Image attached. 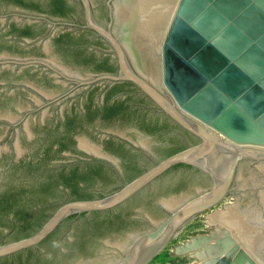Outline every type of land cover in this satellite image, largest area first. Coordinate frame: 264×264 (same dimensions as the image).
Instances as JSON below:
<instances>
[{
  "label": "water",
  "instance_id": "water-1",
  "mask_svg": "<svg viewBox=\"0 0 264 264\" xmlns=\"http://www.w3.org/2000/svg\"><path fill=\"white\" fill-rule=\"evenodd\" d=\"M84 2L90 16L89 0ZM18 8L37 12V8L31 6ZM116 17L117 33L127 45L140 41L153 44L164 35L161 70L157 67L154 74L161 83V89L171 97L173 103L125 63L120 48L123 60L121 74L119 78L112 79H128L135 83L198 136L201 142L172 155L116 193L64 204L35 235L0 245V258L36 248L70 217L113 210L168 170L187 165L211 176L213 190L192 200H168L166 204L170 215L160 221L163 216L156 214L158 219H155V228L136 236L124 250L125 255L111 258L107 253L102 260L92 264L151 263L178 237L190 220L227 198L235 177L252 172H256V196L249 195L228 212L217 213V224L242 226V238H247V232L257 231L259 239L252 243L261 253L257 254L249 246L242 248L240 242L226 234L225 238L217 240L215 249L218 248L219 253L216 255L190 256L202 264H264V0H118ZM27 22L23 16L13 18L0 12V55L22 54L28 57L46 53L47 41L42 40L44 24ZM13 25L18 31L11 34L9 31ZM94 27L104 32L97 25ZM105 35L119 45L118 40L109 33ZM19 36L37 39V43L27 45L12 40ZM44 70L42 66L27 67L23 72L8 74L0 69V94L13 95V98L0 102V109L12 115L0 112V121L8 120V123L0 124V152L4 156L13 152L18 156L28 152V137L39 140L37 130L33 128L27 131V124L37 123L49 128L54 127L59 120L58 104L44 107L42 94L34 88L24 89L20 83L30 81L46 91L62 92L61 87H55L53 82L46 80ZM10 79L14 81L6 83ZM19 89L24 91V95L14 94ZM27 94L34 97V101L28 100ZM69 97L70 100L64 102L65 106L77 101L76 96ZM39 105L44 108L40 106L42 110L38 111ZM33 110L37 112L26 116V112ZM67 113L69 118L75 115ZM74 118L83 120L84 116ZM116 122L119 121L103 118L99 123L109 128L116 127ZM74 134L89 137L85 131H75ZM89 139L96 147H102L101 143ZM57 141L53 137L42 138L41 146L50 144L53 150L59 147ZM38 153L43 154L41 151ZM44 154L49 160L57 156L54 154L52 157L47 152ZM3 162L4 159H0V166ZM49 170L37 169L36 177L53 178L54 174L57 175V170ZM48 192L44 190L40 193L41 196L48 194L43 196L45 201L37 199L31 203L34 217L6 224L4 232L0 233V243L33 232L40 221L46 219L66 198V195L61 197ZM71 228L70 223L64 226L61 233L67 234ZM207 241L209 239L206 237H192L183 245L176 246L174 251L177 255L191 253ZM51 249L52 255L56 247ZM51 255L48 259L40 255L37 249L11 257L0 264H63L64 258Z\"/></svg>",
  "mask_w": 264,
  "mask_h": 264
},
{
  "label": "flooded vegetation",
  "instance_id": "flooded-vegetation-1",
  "mask_svg": "<svg viewBox=\"0 0 264 264\" xmlns=\"http://www.w3.org/2000/svg\"><path fill=\"white\" fill-rule=\"evenodd\" d=\"M117 2L89 0L88 16L84 0H0V12L13 18L23 16L28 24H44L42 40L47 41L46 53L39 56L1 54L0 69L10 74L23 72L27 67L42 66L45 67L43 74L46 80L62 88V92L46 91L30 81L20 82L24 89L34 88L42 94L44 107L58 104L60 115L54 127L27 124V131L34 128L39 136L38 141L27 138L26 142L30 144L28 152L19 156L15 152L6 156L0 152V159H4L0 166V233L4 232L7 223L34 217L31 203L37 199L45 201L48 194H44L45 197L40 195L44 190L61 197L66 195L33 232L21 234L0 245L35 235L64 204L94 200L116 193L167 158L201 142L198 136L135 83L128 79H112L119 78L121 74L123 60L120 48L125 63L172 102L154 74L157 67L161 70L164 35L153 44L140 41L127 45L122 42L116 30ZM18 6L35 7L37 12L26 11ZM29 19L33 21L29 22ZM94 25L117 39L119 45L111 42ZM17 31L13 25L9 33ZM23 37L26 36L11 38L16 43H37V39ZM7 80L6 83L14 81ZM17 93L23 94L24 91L19 89L14 92L15 95ZM72 95L76 96L77 101H71L65 106L64 102L70 100L69 96ZM10 98L13 95L0 94V102ZM33 98L28 96L27 99L34 101ZM0 112L11 115L1 109ZM35 112L37 110L28 111L26 116ZM67 112L75 115L69 118ZM79 115H83L84 119L74 118ZM103 118L119 122H116V127L108 128L99 123ZM3 123H8V120L0 121V124ZM75 131H85L91 140L101 143L102 147H96L89 137L74 134ZM46 137L58 140L59 147H52V150L50 144L41 146L42 138ZM40 151L43 154H39ZM46 152L52 157L54 154L57 156L49 160L45 157ZM37 169H55L57 175L54 174L53 178L36 177ZM111 186L113 188L108 190ZM212 190L211 176L197 168L178 165L121 206L106 212L70 217L36 248L0 258V262L37 249L40 255L49 259L51 247L54 246L56 249L51 256L64 258L66 264L97 263L107 253L111 258L125 255L124 250L136 236L155 228V219H158L156 214L163 216L160 221L170 215L166 204L168 200H192ZM244 191L243 188L235 194V202L244 199ZM70 223L71 230L67 234L61 233L64 226ZM225 230L228 231L217 227L208 236ZM226 231L222 235L224 238ZM200 253L202 251L198 250L190 255Z\"/></svg>",
  "mask_w": 264,
  "mask_h": 264
},
{
  "label": "rangeland",
  "instance_id": "rangeland-1",
  "mask_svg": "<svg viewBox=\"0 0 264 264\" xmlns=\"http://www.w3.org/2000/svg\"><path fill=\"white\" fill-rule=\"evenodd\" d=\"M237 177L235 179V182H234V185H233V188L231 190L230 195L223 202H221L216 208L209 210V212L202 213V214L198 215L197 217H195L194 219L190 220L187 223V225L184 227V229L181 231V233L178 235V237L176 239H174L165 248V250L163 252H161L149 264H201V261H199L198 259L192 258L190 256V253L177 255L175 253L174 249L178 245H183L186 241H189L190 238H192V237H196L199 234H208V233L213 232L215 227H212L209 225L210 221L207 217H209L210 214L214 213L215 209L220 210L223 207L227 206L226 204L229 205L230 203H235V201H236L235 194H237L241 189H243V188L245 189L244 199L247 198L249 195L256 196V173H242V174L238 175ZM246 182H248L249 185H246L245 184ZM241 201H242V199H241ZM250 238L251 237H249V241L251 242V239L253 241V238H251V239ZM263 260H264V258H263Z\"/></svg>",
  "mask_w": 264,
  "mask_h": 264
},
{
  "label": "bare ground",
  "instance_id": "bare-ground-1",
  "mask_svg": "<svg viewBox=\"0 0 264 264\" xmlns=\"http://www.w3.org/2000/svg\"><path fill=\"white\" fill-rule=\"evenodd\" d=\"M235 179V178H234ZM233 182H234V180H233ZM233 182H232V184H233ZM247 183L248 182H246L245 184L247 185ZM232 184H231V187H232ZM231 187H230V189H229V192H228V194H227V197L229 196V193H230V191H231ZM243 200V199H242ZM240 203V201L238 202H235V203H230L229 205L228 204H226L227 206H225V207H223L222 209H220V210H214V213H212V214H210L209 215V217H207L208 219H209V221H210V224L209 225H211V226H215V228H217V227H223V228H226L228 231H226V233H225V236H226V234H229L233 239H235L237 242H240V244H241V247L243 248V246H245V247H250L251 248V250H255L256 252H257V254H260L261 252L257 249V247L252 243V239L251 238H253V241L254 240H257V239H259V235H258V232L257 231H250V232H247V238H242V226H235V225H226V224H217V213H221V212H228L229 210H231L233 207H235L236 206V204H239ZM220 204V203H219ZM218 204V205H219ZM217 205V206H218ZM217 206H215V207H213V208H211V209H209V210H212V209H214V208H216ZM209 210H207V211H205V212H203V213H206V212H209ZM211 213V212H210ZM208 221V222H209ZM221 229V228H220ZM221 231H223V230H221ZM224 231V232H225ZM211 232V231H210ZM214 232V231H213ZM216 232V231H215ZM224 232H218L217 234H214V233H212L211 235H209L208 236V234L207 235H199V236H201V237H206V238H208L209 239V241H207V242H203V243H201V245H199V247H197V249H196V251H198V250H200V252L202 251V253H200V254H204V255H206V253L205 252H207L208 253V255H216L217 253H219L218 252V248L217 249H215L216 247H217V245H218V243H217V240L218 239H223L224 238V236H222V235H224ZM237 234H235V233ZM198 236V235H197ZM249 237H251L250 239H251V242L249 241ZM249 242H248V241ZM235 241V242H236ZM210 250L212 251V252H210ZM201 264H202V262H201Z\"/></svg>",
  "mask_w": 264,
  "mask_h": 264
}]
</instances>
